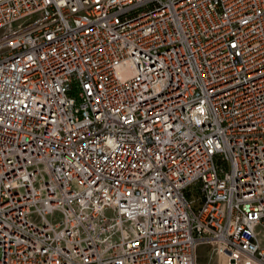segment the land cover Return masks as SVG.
<instances>
[{"label": "built area", "instance_id": "2783aa9c", "mask_svg": "<svg viewBox=\"0 0 264 264\" xmlns=\"http://www.w3.org/2000/svg\"><path fill=\"white\" fill-rule=\"evenodd\" d=\"M264 264V0H0V264Z\"/></svg>", "mask_w": 264, "mask_h": 264}, {"label": "rangeland", "instance_id": "374dc122", "mask_svg": "<svg viewBox=\"0 0 264 264\" xmlns=\"http://www.w3.org/2000/svg\"><path fill=\"white\" fill-rule=\"evenodd\" d=\"M197 255V264H219L217 256L212 254V249L209 246H200Z\"/></svg>", "mask_w": 264, "mask_h": 264}]
</instances>
